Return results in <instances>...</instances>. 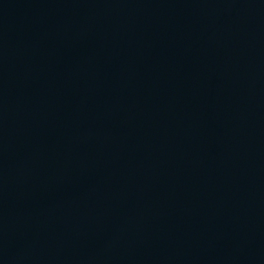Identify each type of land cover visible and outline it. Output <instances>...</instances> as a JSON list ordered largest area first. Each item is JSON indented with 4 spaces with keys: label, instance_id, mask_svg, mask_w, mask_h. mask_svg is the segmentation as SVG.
<instances>
[{
    "label": "water",
    "instance_id": "obj_1",
    "mask_svg": "<svg viewBox=\"0 0 264 264\" xmlns=\"http://www.w3.org/2000/svg\"><path fill=\"white\" fill-rule=\"evenodd\" d=\"M0 264H264V0H0Z\"/></svg>",
    "mask_w": 264,
    "mask_h": 264
}]
</instances>
